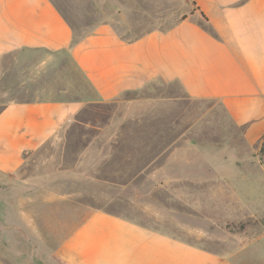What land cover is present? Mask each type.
<instances>
[{"label":"rangeland","instance_id":"rangeland-1","mask_svg":"<svg viewBox=\"0 0 264 264\" xmlns=\"http://www.w3.org/2000/svg\"><path fill=\"white\" fill-rule=\"evenodd\" d=\"M55 2L77 38L116 17V0ZM128 19L140 29L154 21ZM91 95L66 51L5 59L0 111L10 101ZM135 97L143 102L83 107L17 173L0 175V199L23 203L12 215L26 216L27 231L55 244L105 210L206 248L240 252L237 264H264V137L251 141L220 103L190 99L175 81H152L122 99Z\"/></svg>","mask_w":264,"mask_h":264},{"label":"crops","instance_id":"crops-1","mask_svg":"<svg viewBox=\"0 0 264 264\" xmlns=\"http://www.w3.org/2000/svg\"><path fill=\"white\" fill-rule=\"evenodd\" d=\"M116 4L114 19L77 38L55 0H0V85L7 57L66 51L92 90L90 98L8 102L0 111V175L17 173L83 107L134 106L142 98L123 95L156 80L178 82L190 99L220 103L251 141L264 137V0ZM128 16L154 21L140 29ZM22 206L0 199V264H237L240 254L105 210L91 212L62 241L50 244L44 233L27 231L26 216L12 215V208Z\"/></svg>","mask_w":264,"mask_h":264}]
</instances>
